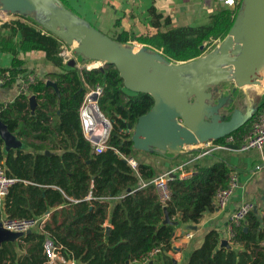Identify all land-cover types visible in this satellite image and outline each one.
Masks as SVG:
<instances>
[{"label":"trees","instance_id":"16d2710c","mask_svg":"<svg viewBox=\"0 0 264 264\" xmlns=\"http://www.w3.org/2000/svg\"><path fill=\"white\" fill-rule=\"evenodd\" d=\"M61 1L68 7L65 0ZM241 3L239 0L233 9H221L196 26H176L170 16L152 7L150 25L155 31L140 35L137 41L161 51L171 61L196 59L203 55L204 43L228 35ZM116 40L128 43L129 35L123 32ZM61 44L30 17L16 16L0 24V50L14 56L12 65L0 70L6 85L33 74L24 67L26 61L17 58L20 53L42 52L61 70L55 74L60 96L35 74L28 91L0 106V119L14 135L46 142L49 151L42 146L38 152L7 149L0 138V161L6 174L17 179L5 198L6 216L48 214L39 230L0 244V264H45L46 239L53 240L63 256L76 264H127L143 259L156 247L163 252L172 250L175 227L162 224L166 212L170 219H179L188 227L199 224L216 207L217 192L229 186L233 168L223 161L211 166L195 163L191 177H176L170 182V199L163 203L152 183L154 168L142 162L133 168L129 162L138 152L128 133L129 125L151 109L153 98L131 92L126 97L114 65L92 70L70 65L59 54ZM96 83L104 86L100 107L112 123L106 149L101 153L86 139L79 113L87 85ZM32 95L38 102L34 114L29 104ZM263 106L264 101L257 111ZM108 226L111 229L107 234ZM234 233L232 241L243 244L244 252L219 249L220 234L212 230L193 251L189 264H245L251 258L250 246L253 252L261 248L259 256L264 260V230L257 214L250 213ZM164 264L175 261L165 257Z\"/></svg>","mask_w":264,"mask_h":264},{"label":"water","instance_id":"95a60500","mask_svg":"<svg viewBox=\"0 0 264 264\" xmlns=\"http://www.w3.org/2000/svg\"><path fill=\"white\" fill-rule=\"evenodd\" d=\"M0 10L33 18L41 29L67 45L77 43L78 57L114 65L127 91L153 98L151 109L133 126L129 125L128 133L138 151L173 156L197 151L199 144L223 139L247 125L257 110L250 107L243 111L234 94L238 89L264 84V0H242L228 35L210 52L180 63L146 45L136 48L117 41L61 0H0ZM69 64L75 65L76 60ZM228 82L234 85L233 89L223 91L220 86ZM46 84L60 96L55 81L48 80ZM29 104L34 114L38 106L36 95L30 97ZM0 138L7 149L20 148L17 136L1 119ZM254 213H258L256 207ZM162 224L179 228L181 221L170 219L166 212ZM110 229L108 226L107 234ZM32 232L33 229L12 232L0 222V244L15 242ZM224 246L231 248L227 239L221 240V247Z\"/></svg>","mask_w":264,"mask_h":264},{"label":"crops","instance_id":"0c3cea01","mask_svg":"<svg viewBox=\"0 0 264 264\" xmlns=\"http://www.w3.org/2000/svg\"><path fill=\"white\" fill-rule=\"evenodd\" d=\"M68 8L74 13L84 18L91 25L95 26L102 33L116 39L118 35L127 32L129 35V44L142 47L144 44L137 41V37L147 32L155 30L150 25L151 13L150 9L155 7L158 12L171 17L173 24L176 26H196L204 24L208 21L210 15L217 13L223 8H234L228 3V0H65ZM10 19V18H9ZM1 24V23H0ZM13 54L2 52L0 50V70L9 68L12 65ZM17 58L26 61L25 68L28 72L37 74L46 81H55V74L61 70L54 66L45 57L42 52H30L27 54H17ZM86 60L79 57L76 58V66L79 67ZM223 91L232 90L234 85L230 82L223 84ZM264 86L252 85L243 89H238L234 96L239 97L238 107L243 111H248L250 107H255L252 102L258 98V104L264 101ZM262 90V91H261ZM19 80L11 85H6L0 77V106L13 101L19 95ZM125 96L131 95L126 93ZM261 95V97H259ZM257 113V112H256ZM251 124V122H250ZM248 124L244 129L248 130ZM243 129V130H244ZM17 145L21 149L31 150L34 152H46L48 145L46 142L39 141L30 137H17ZM21 146L25 147L22 148ZM198 151L189 152L187 154L177 156H166L157 152L138 151L135 156L137 163L142 162L151 165L156 177L171 172L176 167L185 165V171H194V164L211 166L221 161L228 163L233 168L231 176L235 177L236 183L233 188L230 201L225 209H219L217 206L212 212L206 213L196 226V229H189L188 226L181 223L179 228H175L176 239L174 245L178 250H169L161 253L155 260L148 263L137 262L133 264H164L165 257L174 259L175 264H189L191 254L197 249L203 238L210 231L215 230L220 234L221 240L227 239L230 248L236 252H244L243 244H236L229 238L230 215L238 209L242 203L250 201L254 203L258 210V217L264 210V148L251 149L241 151L237 146L225 149H218L212 155L200 156ZM191 174V175H192ZM6 216L3 208L0 209V217ZM260 218V217H259ZM35 228L33 231H37ZM191 234V235H190ZM252 247L248 248L251 252V258L247 259L245 264H264V260L259 256L261 248L252 251Z\"/></svg>","mask_w":264,"mask_h":264},{"label":"built area","instance_id":"2783aa9c","mask_svg":"<svg viewBox=\"0 0 264 264\" xmlns=\"http://www.w3.org/2000/svg\"><path fill=\"white\" fill-rule=\"evenodd\" d=\"M231 7H235L239 0H228ZM16 15L5 13L0 15V23L11 21ZM10 18V19H9ZM60 56L63 57L65 62H69L72 59L78 58L75 54V47L67 45L61 41ZM220 43V42H219ZM218 45V44H217ZM216 45V46H217ZM70 47V49H69ZM80 58V57H79ZM82 59V58H80ZM83 60V59H82ZM92 62V63H88ZM96 62V63H94ZM102 65L101 62L86 60L83 64L79 65V69L92 70L99 68ZM35 81V75H28L26 79L20 78L19 91H28L30 84ZM19 92V93H20ZM104 93V86L101 83L94 85H87V91L84 99L79 108L80 121L84 135L88 141L92 143L94 150L97 153H101L106 149L107 142L112 129V123L110 119L103 113L100 107V99ZM237 146L241 151H248L251 149L262 150L264 148V106L253 117L248 130H238L223 139L212 140L206 143L199 144L197 151L200 156L212 155L218 149L231 148ZM133 168H137V161L134 158L129 159ZM185 165H181L168 172L165 175L155 177L152 180L153 185L156 187L159 197L163 203H166L170 199V182L179 177L180 179H186L191 177L192 172L185 171ZM17 179L10 177L6 174L3 163L0 161V209L3 208L5 198L10 192V189L15 185ZM236 183L235 177L231 176L230 184L228 187L221 188L216 195V206L219 209H225L230 201V197L233 192L234 185ZM255 205L250 201H246L236 209L230 215L229 225V238L233 239L236 226H241L245 223L246 218L252 212H254ZM262 228L264 230V210L261 215ZM48 219V214L39 217H23V218H11L8 216L0 217L2 227L12 232H26L30 229L40 228L44 225ZM191 235V234H190ZM264 248V241L262 243ZM43 251L46 256L45 264H76L72 260L66 259L61 253L60 247L55 244L51 239H46L43 245ZM163 249L156 247L148 253L141 260H133L127 264H133L137 262L148 263L155 260Z\"/></svg>","mask_w":264,"mask_h":264},{"label":"rangeland","instance_id":"374dc122","mask_svg":"<svg viewBox=\"0 0 264 264\" xmlns=\"http://www.w3.org/2000/svg\"><path fill=\"white\" fill-rule=\"evenodd\" d=\"M222 41V39H215V40H211L210 42H206V43H204V45H205V51H204V53L203 54H206L207 52H210L217 44H219V42H221ZM75 46V45H74ZM73 46V47H74ZM69 49H70V47H69ZM175 62V61H174ZM88 63H92V62H88ZM178 63H180V62H178ZM103 65V64H102ZM102 65H100V66H102ZM263 90H264V88H263ZM125 91H127V90H125ZM263 93H264V91H262ZM126 93H130L129 91H127ZM259 97H261V95L259 96ZM258 98L256 97V99H255V101H253L252 102V105H254V106H256V108H257V104H258ZM102 109V108H101ZM103 111V113L104 114H106L105 112H104V110H102ZM256 112H258L257 110L255 111V113L254 114H256ZM107 115V114H106ZM108 116V115H107ZM22 148H25V147H23V146H21Z\"/></svg>","mask_w":264,"mask_h":264},{"label":"bare ground","instance_id":"6f19581e","mask_svg":"<svg viewBox=\"0 0 264 264\" xmlns=\"http://www.w3.org/2000/svg\"><path fill=\"white\" fill-rule=\"evenodd\" d=\"M0 15H5V12L4 11H2V10H0ZM75 45V46H74ZM72 46H74V47H77V43H73L72 44ZM136 47V46H135ZM94 63H96V62H94ZM254 86H256V85H254ZM262 86H264V84L262 85ZM262 91V90H261Z\"/></svg>","mask_w":264,"mask_h":264}]
</instances>
